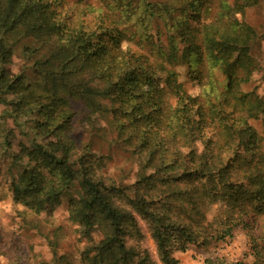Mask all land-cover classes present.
<instances>
[{"label":"trees","instance_id":"16d2710c","mask_svg":"<svg viewBox=\"0 0 264 264\" xmlns=\"http://www.w3.org/2000/svg\"><path fill=\"white\" fill-rule=\"evenodd\" d=\"M260 1L99 0L96 10L84 0H0V101L12 97L8 116L24 118L29 136L12 155L22 165L13 202L38 214L76 187L68 221L101 235L80 251L82 264H178L175 253L236 229L250 264H264V98L243 89L256 39L245 12ZM161 21L168 49L147 30ZM16 46L28 65L10 77ZM181 65L201 88L190 99ZM78 108L139 158L130 187L106 176L88 145L73 157Z\"/></svg>","mask_w":264,"mask_h":264},{"label":"rangeland","instance_id":"374dc122","mask_svg":"<svg viewBox=\"0 0 264 264\" xmlns=\"http://www.w3.org/2000/svg\"><path fill=\"white\" fill-rule=\"evenodd\" d=\"M93 9H98L99 0H84ZM147 3L160 0H145ZM143 8V7H141ZM141 10V9H140ZM245 21L256 32V39L251 49V55L255 61L249 83L243 86L245 91H253L260 98H264V0L258 5L248 8L245 12ZM139 31L143 27L135 21ZM153 40H158L168 49V38L162 21L158 25L148 27ZM176 45L177 43L174 42ZM20 46H16L13 55L6 65L8 76L19 73L28 63L24 59ZM28 71V68H25ZM177 81L190 99L197 95L201 88L196 82L187 80L185 66L176 68ZM161 83H157L160 86ZM11 96H4L0 101V264H82L80 251L98 240L100 230L97 225L87 231L68 221L67 200L69 197H79L76 187L62 196L57 204L45 206L38 214H30L21 206L13 202L10 191L12 179L15 181L21 172L22 165L12 161L19 145H27L29 136L26 135L28 124L24 118L13 119L8 116V102ZM88 121L82 109L78 108L73 122L72 137L75 140V152L73 157L79 155L85 145L95 155L105 157L106 167L103 173L113 178L116 182L130 187L136 178L139 158L116 141V135L110 131L102 118L90 115ZM99 119H96V118ZM250 124L261 133L262 125L258 121H250ZM216 205H213L208 217L211 218ZM146 243L154 252V246L148 235ZM245 231L236 229L231 238L214 242L205 249L189 248L184 253H175L178 264H250L251 258Z\"/></svg>","mask_w":264,"mask_h":264}]
</instances>
